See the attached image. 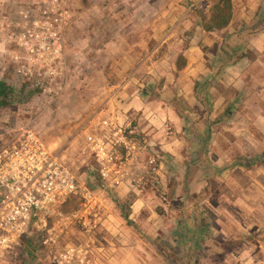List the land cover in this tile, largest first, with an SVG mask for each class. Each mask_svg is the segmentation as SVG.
Wrapping results in <instances>:
<instances>
[{"label":"rangeland","instance_id":"1","mask_svg":"<svg viewBox=\"0 0 264 264\" xmlns=\"http://www.w3.org/2000/svg\"><path fill=\"white\" fill-rule=\"evenodd\" d=\"M219 1L62 0L69 16L63 32V72L55 90L49 91L38 89L35 80L16 71L5 41L6 23L18 22L33 0H0V81L17 90L11 97L0 96V129L32 127L61 151L88 189H83L86 196L69 199L67 208L66 201L62 215L51 217L46 229L33 232L40 234L38 250L30 253L33 247L26 235L14 250L2 255L0 264H230L235 259L228 253L240 255L251 243L264 264V132L245 103L259 101L258 110L264 113L261 69L245 68L242 91L225 77L222 66L210 78L200 74L190 79L185 72L176 73L171 101L194 122L184 130L177 155L163 151L160 144L150 145L145 134L125 127L122 135L136 146L120 147L122 185L102 176L88 139L90 133L112 137L100 118L95 123L90 119L107 97L105 87L122 81L123 67L125 78L137 68L139 75L148 77L147 84L153 78L149 71L157 55L144 59L148 53L142 51L144 55L134 61L124 59V47L135 39L171 38L162 45L169 52L170 44L180 39L203 38L205 64L211 65L217 61L222 38L224 43L237 33L238 38H248L250 29L264 27V0H233L230 24L207 31ZM251 12L257 23L250 21ZM243 44L234 48L238 50L234 57L246 59L241 68L257 58L254 49ZM221 49L230 53L223 45ZM172 62L163 64L170 72ZM221 95L227 103L222 114L230 106L231 115L217 122L219 117H211L218 114L215 101ZM238 120L246 121L242 125L249 126L251 137L234 135L232 127ZM153 157L158 172L153 170ZM139 198L142 204L134 207ZM125 213L134 223L125 220ZM166 241L180 250L179 256L170 253Z\"/></svg>","mask_w":264,"mask_h":264},{"label":"built area","instance_id":"2","mask_svg":"<svg viewBox=\"0 0 264 264\" xmlns=\"http://www.w3.org/2000/svg\"><path fill=\"white\" fill-rule=\"evenodd\" d=\"M62 0H33L21 11L18 22L6 23L5 41L10 45L11 61L16 71L36 81V87L55 90L62 75L64 37L69 16ZM105 126L113 124L105 121ZM90 133L105 179L119 185L124 181V163L118 164L120 147L130 148V141ZM106 137V138H105ZM158 172L157 159H151ZM118 175H112L114 172ZM113 176V177H112ZM80 177L65 162L61 151L30 126L0 129V258L14 250L20 240L34 231L48 227L49 219L61 216L63 204L74 196L84 195Z\"/></svg>","mask_w":264,"mask_h":264},{"label":"crops","instance_id":"3","mask_svg":"<svg viewBox=\"0 0 264 264\" xmlns=\"http://www.w3.org/2000/svg\"><path fill=\"white\" fill-rule=\"evenodd\" d=\"M254 15V12H251L250 21L257 23V19H254ZM231 31L233 32L234 30L232 29ZM250 31L251 33L248 35V38H238V33L233 34V38H231L232 41H227L228 43H224L222 38L221 43L218 44L219 51L217 53V61H212L211 65L205 64L207 60L205 52L203 51V45L207 46V43H205V40L203 41V38H189L187 42L185 39H180L179 42H176L173 45L170 44L171 50H169V52L162 50V45L171 38H167V40L164 38L135 39L132 45L128 44V46L124 47V59L126 58L128 60L127 62H129V60L134 61L139 55H144V52L142 51H147L148 53L144 59L157 55L155 58H157L158 61H154V65H151V70L149 71L155 84L151 82L152 79L147 84L146 81L148 77H143V75L138 74L140 73V68H137L136 72L134 71L129 77L125 78L126 74H124L123 70L126 68L123 67V70L120 71L124 76L122 81H113L105 87L107 97L103 100L101 106H99L100 109H97V112L95 111V115L91 116L90 122L95 123V121L100 118V122L102 121L104 123L107 121L113 124L112 126L101 124L103 125V129H107V132L112 134L118 133L120 127L123 129L125 127H131L132 133L138 131L145 134V137L151 141L150 145L160 144L163 151H166L171 155H177L178 147L182 144V140H184L183 136L186 134V131L184 130H187L186 127L189 123L187 124L181 111L171 101L175 94L172 84L176 82V73L182 74L185 72L190 79L198 77L200 74L204 75L206 78H210L214 74V71L222 66L225 70V77H229L237 89L242 91V79L245 74L248 73L245 68L249 67L248 69L252 71V69L256 67L255 69L257 71L261 69L264 72V27L261 30L256 28L255 31L252 28ZM201 41H203V44ZM239 43L248 45L257 53L255 61L243 64L244 67L242 68V63L246 61L245 57H240L239 60L238 57H232L233 59L229 58V54L233 52L231 49L236 48ZM153 44L154 47L152 48ZM222 45L225 49L229 50V54L228 52H223L221 49ZM133 47L136 48L134 52L131 51ZM138 49L141 53H138ZM180 55H183L187 60L185 67L182 69H178L176 63V60ZM168 59L175 60V62L171 63V72L163 66ZM227 61L229 63H227ZM253 77L256 79V82L259 81L256 76ZM151 83L153 84L150 85ZM263 83L264 81L261 84ZM166 89L169 91L165 92ZM154 90L159 91V94L154 93ZM256 101L252 99L245 101L246 107L250 110H254L256 113L255 121L261 124V128L264 132V113H262L261 109L259 112V101ZM232 103L233 106L237 105L236 100ZM189 104L194 105V101L189 99ZM226 106V99L222 95L221 97L217 96L215 101V111H218V114H213L211 119L215 120L218 117L223 116L224 114L222 113L225 111ZM223 118L225 119L227 117L225 116ZM223 120L219 121L221 122ZM245 122V120H238L234 123L235 125L232 127V130L235 136L240 137L241 135L245 136L247 134L250 136L252 134V131L248 128L249 126L242 125ZM94 134L99 138L102 137L100 134ZM119 135L121 136L122 134L120 133ZM122 136H124L125 139L127 138L128 142L130 141L132 147L136 146L133 139L126 137V135ZM159 136H161V138H159ZM141 204L142 200L139 198L135 201L134 207L137 206L139 208ZM132 216H134V213ZM243 230L245 229H241L242 232ZM249 245L250 246H247L246 249L239 251L240 255H236L234 252L228 253L232 254L235 259L229 263L260 264L262 260L259 257L260 255L258 256L259 250H257V246L254 243Z\"/></svg>","mask_w":264,"mask_h":264},{"label":"trees","instance_id":"4","mask_svg":"<svg viewBox=\"0 0 264 264\" xmlns=\"http://www.w3.org/2000/svg\"><path fill=\"white\" fill-rule=\"evenodd\" d=\"M232 17H233V0H220L218 2V4L215 6V11L213 13L211 22L209 24H207V26H205V29L207 31L224 29L230 24ZM232 50H233V52L231 54H229V58L234 57V55L236 53H238V50H236V49H232ZM176 63H177L178 69H182L183 67H185L187 60L183 55H180L178 57ZM16 91L17 90L15 88H12L9 85H7L5 82L0 81V96L4 94L7 97H11V95L14 94ZM230 108L231 107L229 106L225 112V115L219 117V119L216 121L221 120L225 116L228 117L229 115H231V109ZM179 110L181 111L182 115L185 117L187 124L194 122L193 118H191L185 111H182L181 109H179ZM187 130H188V128H187ZM210 132L211 131L209 130V135H210ZM209 135H207V137H209ZM69 202L70 201H68L67 203L64 204L65 208H67L69 206V204H68ZM123 217L125 218V220L129 224L134 223L133 220L130 218L131 217L130 213H125ZM30 235H32V236H30ZM34 235H35V237H34ZM38 235H40V234H38V233L27 234V236L30 237L28 242L30 244H32V247H33V249L30 251V253L35 251V249L38 250V246L36 244V241L39 238ZM164 245L170 251V253H172L174 256L180 255V250L176 249L168 241H166Z\"/></svg>","mask_w":264,"mask_h":264}]
</instances>
